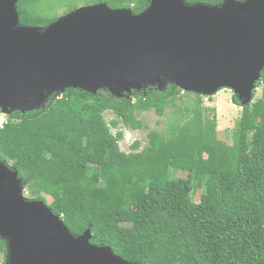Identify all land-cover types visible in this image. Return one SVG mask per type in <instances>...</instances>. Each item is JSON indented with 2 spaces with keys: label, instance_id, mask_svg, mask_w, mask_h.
<instances>
[{
  "label": "trees",
  "instance_id": "16d2710c",
  "mask_svg": "<svg viewBox=\"0 0 264 264\" xmlns=\"http://www.w3.org/2000/svg\"><path fill=\"white\" fill-rule=\"evenodd\" d=\"M45 1L20 2L21 25L45 28L56 22L38 14L50 7ZM70 1V10L80 8V0ZM84 1L135 15L151 5ZM256 88L246 106L233 96L243 111L232 145L218 138L216 110L202 109L204 97L175 85L149 86L123 98L108 90L94 95L68 89L40 110L7 116L0 128V160L18 172L29 199L43 201L74 236L90 229L92 245L109 247L127 262L264 264V72ZM178 101L183 105L164 132L151 131L142 150L140 141L131 153L121 150V125L141 131L142 114L163 117ZM108 112L115 116L111 123ZM198 185L199 203L193 200ZM0 250L7 255L1 238Z\"/></svg>",
  "mask_w": 264,
  "mask_h": 264
},
{
  "label": "water",
  "instance_id": "95a60500",
  "mask_svg": "<svg viewBox=\"0 0 264 264\" xmlns=\"http://www.w3.org/2000/svg\"><path fill=\"white\" fill-rule=\"evenodd\" d=\"M22 1L0 0V111L9 116L40 110L68 89L117 98L149 86L207 98L230 90L246 106L264 72V0H151L139 15L96 4L45 28L21 25ZM24 192L18 172L0 160L6 264H139L92 245L90 229L74 236Z\"/></svg>",
  "mask_w": 264,
  "mask_h": 264
},
{
  "label": "rangeland",
  "instance_id": "374dc122",
  "mask_svg": "<svg viewBox=\"0 0 264 264\" xmlns=\"http://www.w3.org/2000/svg\"><path fill=\"white\" fill-rule=\"evenodd\" d=\"M59 1L60 0H46L44 5L47 4L50 7H42L38 14L45 16L49 15L48 18L50 19H60L70 14L72 10H70L68 7L74 4L70 0H64L62 2ZM78 3L77 5L75 3V5L82 8L84 6H88L90 1L80 0ZM257 94V98H259L261 96V90H258ZM233 96L234 94L230 90H222L212 97V100H209L207 97L202 98V109L211 108L216 110L215 116L217 120L218 138L227 145H232L233 143V133L238 125L243 111L241 107L233 103ZM182 105V102L178 101L177 106L167 109L166 114L163 117H159L154 112L142 114L140 116V120L144 122L146 128L138 132H133L129 128L121 125L119 129L125 133V138L120 142L121 150L125 153H131V146L137 141L142 143V150L148 144V134L151 131L164 132L170 124L169 122L173 117L176 116V113L179 111ZM7 116L9 115L0 111V125L4 124V121H7ZM105 118L108 123H111L115 119V116L108 112L105 114ZM117 131L118 129H112L113 134H116ZM178 177L186 178L187 174L184 172H179ZM198 187L199 190L193 195V200L197 203L200 202L202 197L201 186L198 185ZM25 192V197L29 199V196L25 194ZM6 262L7 255H5L0 250V264H6Z\"/></svg>",
  "mask_w": 264,
  "mask_h": 264
},
{
  "label": "built area",
  "instance_id": "2783aa9c",
  "mask_svg": "<svg viewBox=\"0 0 264 264\" xmlns=\"http://www.w3.org/2000/svg\"><path fill=\"white\" fill-rule=\"evenodd\" d=\"M5 123H6V122L4 121V124H5ZM4 124L0 125V128H3Z\"/></svg>",
  "mask_w": 264,
  "mask_h": 264
}]
</instances>
